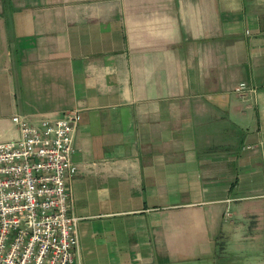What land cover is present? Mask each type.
<instances>
[{"label":"crops","instance_id":"0c3cea01","mask_svg":"<svg viewBox=\"0 0 264 264\" xmlns=\"http://www.w3.org/2000/svg\"><path fill=\"white\" fill-rule=\"evenodd\" d=\"M73 110L81 264H264V0H0V137Z\"/></svg>","mask_w":264,"mask_h":264},{"label":"built area","instance_id":"2783aa9c","mask_svg":"<svg viewBox=\"0 0 264 264\" xmlns=\"http://www.w3.org/2000/svg\"><path fill=\"white\" fill-rule=\"evenodd\" d=\"M235 90L253 91L246 82ZM78 118L16 114L19 134L0 137V264H81L67 184Z\"/></svg>","mask_w":264,"mask_h":264}]
</instances>
